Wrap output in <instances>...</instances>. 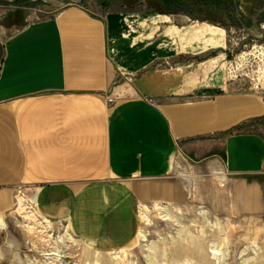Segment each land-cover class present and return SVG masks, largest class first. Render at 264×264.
I'll return each instance as SVG.
<instances>
[{
	"label": "crops",
	"instance_id": "obj_1",
	"mask_svg": "<svg viewBox=\"0 0 264 264\" xmlns=\"http://www.w3.org/2000/svg\"><path fill=\"white\" fill-rule=\"evenodd\" d=\"M23 9L0 16L1 195L38 179L40 197L71 204L107 178L164 177L182 154L221 160L244 207L264 209V132L247 130L264 125V91L173 67L181 53L148 10L74 5L30 21Z\"/></svg>",
	"mask_w": 264,
	"mask_h": 264
},
{
	"label": "rangeland",
	"instance_id": "obj_2",
	"mask_svg": "<svg viewBox=\"0 0 264 264\" xmlns=\"http://www.w3.org/2000/svg\"><path fill=\"white\" fill-rule=\"evenodd\" d=\"M98 1L0 0V16L6 10L17 15L15 7L21 6L30 21L74 5L94 14L148 10L145 0L134 7L135 0H113L108 8ZM235 1L234 7H228L226 0L194 5L198 17L151 13L162 22L159 38L167 33L164 44L181 53L172 66L211 71L221 81L220 91L251 88L250 79L240 76L241 69L232 74L229 65L257 42L264 43L260 38L264 0ZM235 16L247 25H237ZM116 86L109 105L118 98ZM247 130L264 132V125L254 123ZM177 158L164 177L107 178L77 192L71 204L60 200L56 207L39 196L43 185L38 179L29 178L0 193V264H264V209L254 212L244 207L240 183L218 158L199 161L182 154ZM107 176L100 169L94 174V178ZM136 203L145 206L144 219ZM157 204L166 205L167 213ZM32 210L43 217L32 215ZM118 214L125 215L119 222ZM44 217L50 222L46 230Z\"/></svg>",
	"mask_w": 264,
	"mask_h": 264
},
{
	"label": "built area",
	"instance_id": "obj_3",
	"mask_svg": "<svg viewBox=\"0 0 264 264\" xmlns=\"http://www.w3.org/2000/svg\"><path fill=\"white\" fill-rule=\"evenodd\" d=\"M264 38L263 35L260 37ZM260 39V41H261ZM236 65V66H235ZM241 69V70H239ZM246 69L248 73L245 72ZM250 69V70H249ZM239 70L240 76H245L251 81V88L255 92L264 91V43L257 42L249 52H245L233 62H230L229 71L235 74Z\"/></svg>",
	"mask_w": 264,
	"mask_h": 264
},
{
	"label": "trees",
	"instance_id": "obj_4",
	"mask_svg": "<svg viewBox=\"0 0 264 264\" xmlns=\"http://www.w3.org/2000/svg\"><path fill=\"white\" fill-rule=\"evenodd\" d=\"M148 11L150 13H156V12H162V13H167V14H177V13H184L187 15H190L192 17H198L196 12L192 10L196 6H204L205 4L212 2V1H218V0H145ZM99 4L104 7L108 8L113 0H99ZM227 6L228 7H234L236 4L235 0H226ZM140 5V0L139 2L135 0L134 6ZM235 23L237 25H244L246 24L245 20L239 19L238 16L234 17ZM244 22V23H243ZM247 25V24H246Z\"/></svg>",
	"mask_w": 264,
	"mask_h": 264
},
{
	"label": "bare ground",
	"instance_id": "obj_5",
	"mask_svg": "<svg viewBox=\"0 0 264 264\" xmlns=\"http://www.w3.org/2000/svg\"><path fill=\"white\" fill-rule=\"evenodd\" d=\"M20 202H23L21 199H20ZM25 204V203H24ZM158 205V207L157 208H159V210H161V211H164V213H165V210H166V213H167V206L166 205H163V204H157ZM135 209H137V213H139V217H141V219H144L145 217H146V213H145V206H143V205H141L140 203H136V205H135ZM31 214L32 215H34V214H37V215H40V214H38L37 212H35V211H33L32 210V212H31ZM41 216V215H40ZM167 216V215H166ZM41 217H43V216H41ZM166 219H169V218H166ZM44 220H45V222H43V223H46L45 225H43V228L46 230V229H48L49 227H48V225H49V220H47L45 217H44ZM40 222V221H39ZM41 222H42V220H41ZM40 222V223H41ZM48 223V224H47ZM41 225V224H40ZM34 226V225H33ZM35 227V226H34ZM38 230V229H37ZM42 232V231H41ZM43 233V232H42ZM69 235V234H68ZM50 237V236H49Z\"/></svg>",
	"mask_w": 264,
	"mask_h": 264
},
{
	"label": "water",
	"instance_id": "obj_6",
	"mask_svg": "<svg viewBox=\"0 0 264 264\" xmlns=\"http://www.w3.org/2000/svg\"><path fill=\"white\" fill-rule=\"evenodd\" d=\"M246 30H248L246 27H245Z\"/></svg>",
	"mask_w": 264,
	"mask_h": 264
}]
</instances>
